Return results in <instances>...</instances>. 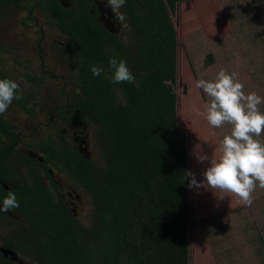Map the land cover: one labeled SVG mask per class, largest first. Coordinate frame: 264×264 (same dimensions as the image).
Segmentation results:
<instances>
[{"label":"trees","instance_id":"16d2710c","mask_svg":"<svg viewBox=\"0 0 264 264\" xmlns=\"http://www.w3.org/2000/svg\"><path fill=\"white\" fill-rule=\"evenodd\" d=\"M177 1L124 0L128 30L119 37L83 9L73 17L55 13L71 35L73 75L69 98L60 92L63 98L52 108L72 127H96L101 159L81 155L60 130L43 138V162L58 165L86 191L91 212L81 224L35 175L20 187L17 209L34 228L27 242L35 254L29 255L40 264L188 263L186 140L175 125V70L166 63L175 52L168 10ZM110 57L126 61L133 83H111ZM92 65L104 72L93 77ZM14 101L25 108L26 99ZM213 225L208 231L221 226Z\"/></svg>","mask_w":264,"mask_h":264},{"label":"rangeland","instance_id":"374dc122","mask_svg":"<svg viewBox=\"0 0 264 264\" xmlns=\"http://www.w3.org/2000/svg\"><path fill=\"white\" fill-rule=\"evenodd\" d=\"M168 12L175 35L173 59L166 62L174 67L176 75L175 125L185 134L187 158L191 162L189 172L200 182L204 179V165L209 167V160L219 156V142L224 135L230 134L231 125L212 128L203 116L195 115L194 109L204 111L208 101L203 91L195 88V82L201 78L213 80L217 72L224 69L229 74H236L244 85L245 93L256 92L264 97V0H178ZM40 18L43 24V17ZM4 22H8V19L2 21L0 18L2 45L18 40L20 35L16 28L8 27ZM126 30L128 28L125 27ZM70 81L68 71L63 80H46L40 87L42 91L45 90L44 94L36 96L38 106L45 102L47 104L43 106L50 108L53 103L51 98L55 96V102L62 100L63 95L58 89L62 82L68 84ZM65 89L70 95L71 83ZM50 91H53V95L47 93ZM259 108L264 112V104ZM52 122H56L55 126L59 129L66 127L57 115L36 117L43 138L46 134H55ZM82 130L87 133L88 154L93 162L99 163L101 158L96 127L84 126ZM70 135L71 130L65 136L69 141ZM259 139L264 142V134ZM199 151L206 154L209 160L199 162L196 158ZM65 181V195L74 197L76 194L78 198L79 208H76L74 216L81 224L87 225L91 212L89 195L73 180L66 178ZM191 188L188 195L189 212L194 214L188 221L187 264H264V192L256 189L252 194L251 206H244L231 194H221L203 187ZM220 195L226 197L221 200L218 198ZM203 211L205 213H201ZM210 216H218L221 226L216 231H208V222L201 225L202 221L210 220L206 219ZM201 229L208 231L206 235ZM22 243L29 247L27 241L21 240ZM21 258L30 264H39L28 256L21 255Z\"/></svg>","mask_w":264,"mask_h":264},{"label":"flooded vegetation","instance_id":"af4514ba","mask_svg":"<svg viewBox=\"0 0 264 264\" xmlns=\"http://www.w3.org/2000/svg\"><path fill=\"white\" fill-rule=\"evenodd\" d=\"M51 2L53 8L50 7ZM51 2L50 0H0V18L2 21L8 19L4 25L16 28L20 34L16 41L4 42L3 45V42L0 43V79L17 82L22 93L21 100L26 99L25 108L20 107L13 100L7 112L0 115V202L11 192L15 194L19 204L20 187L23 189L29 186L35 175L41 182V187H47L52 200L56 203L60 199L74 216L76 208H79L77 195L67 197L63 192L66 175L60 172L58 165L43 162V133L40 131L42 128L39 129L36 124V117L40 118L45 114L57 115L59 121L66 127L62 126L59 129L55 126L56 122H52L53 127L55 126L54 132L60 130L69 146L82 148L84 144L81 140H87V133L81 129L83 126L72 127L67 122V117L64 119V114L53 110L52 107L58 103L55 102L56 96L51 98L53 103L50 108L47 105L43 106L47 104L45 102L40 103V106L36 103V96L45 92L40 88L43 79L63 80L66 71L69 72L71 79L73 75L70 67L72 62L69 58L72 56L71 35L69 31H65L67 26L60 25L55 13L64 11L67 17H73L79 15L83 9L101 27L105 25L109 27L108 32L115 37L122 36L125 32L127 17L121 11V7L119 9L111 7L109 0H52ZM118 14L123 16L122 20L117 19ZM40 17H43V24ZM37 30L38 37H36ZM31 77L35 80L30 79ZM62 84L64 88L58 89V92H63L66 98H69L65 87H69L70 83L62 82ZM47 93L53 95V91ZM69 130H71L70 141L65 138ZM50 181L56 184L55 189ZM23 195L22 192L21 196ZM28 199L34 204V195H29ZM17 208L0 211V264H30L29 261L23 260L21 255L28 256L32 261L40 264L34 260L35 256L29 255V253L35 254V250H32L30 245L27 247L26 243L20 244L21 240L31 242L34 228Z\"/></svg>","mask_w":264,"mask_h":264},{"label":"clouds","instance_id":"9594fccd","mask_svg":"<svg viewBox=\"0 0 264 264\" xmlns=\"http://www.w3.org/2000/svg\"><path fill=\"white\" fill-rule=\"evenodd\" d=\"M109 4L119 9L124 0H109ZM117 19L122 20L123 16L118 14ZM109 66L112 70L111 83L134 82L135 78L123 59L110 57ZM90 71L93 77H99L104 69L92 65ZM195 88L202 90L208 97L204 111L195 108V115L203 116L212 128L231 125V132L220 140L218 157L209 160L200 151L196 155L199 162L209 160L210 166L203 172L204 179L200 182H197L193 173H187L191 177L190 187L231 194L237 198L238 203L251 206L253 192L257 187L264 189V142L259 139L264 134V112L259 108L264 104V97L256 92L245 93L244 85L236 74H229L224 69H220L213 80H197ZM21 97L17 82L0 79V115L7 112L14 99ZM225 197L220 195L218 198L222 200ZM15 207H18V202L15 194L10 192L0 202V211H9Z\"/></svg>","mask_w":264,"mask_h":264},{"label":"crops","instance_id":"0c3cea01","mask_svg":"<svg viewBox=\"0 0 264 264\" xmlns=\"http://www.w3.org/2000/svg\"><path fill=\"white\" fill-rule=\"evenodd\" d=\"M186 165H187V168H186V173H189V169H190V167H191V162H190V160H189V158H187L186 157ZM196 161V160H195ZM188 166H190V167H188ZM207 167H206V165H204V167H203V171H205V169H206ZM202 171V172H203ZM190 178L187 176V180H188V187H190V184H189V180ZM257 189H258V191H263L264 192V189H261V188H259V187H257ZM189 190H192V188L190 187L189 188ZM189 193L190 192H188V195H189ZM188 200H189V197H188ZM189 203H190V201H189ZM207 204V203H206ZM190 211V210H189ZM201 213H205L204 211L203 212H201ZM193 214H194V212H189L188 213V215H189V222H190V216H192V218H193ZM211 218H206V219H210V220H205L206 222L205 223H209V224H213V223H220L219 222V220H218V216H210ZM214 218V219H213ZM204 223V221H202V224ZM198 224V223H197ZM188 227L190 228V224L188 223ZM215 227V226H214Z\"/></svg>","mask_w":264,"mask_h":264},{"label":"water","instance_id":"95a60500","mask_svg":"<svg viewBox=\"0 0 264 264\" xmlns=\"http://www.w3.org/2000/svg\"><path fill=\"white\" fill-rule=\"evenodd\" d=\"M103 26V25H102ZM107 31L109 30L107 27H106V25L105 26H103ZM85 135V134H84ZM81 143H83L84 145H83V147L82 148H78L77 150L81 153V155H83L84 157H88V152H87V145H88V141L85 139H82L81 140Z\"/></svg>","mask_w":264,"mask_h":264}]
</instances>
